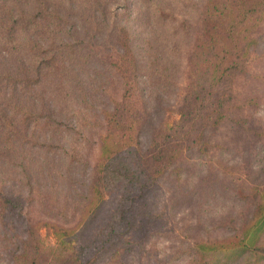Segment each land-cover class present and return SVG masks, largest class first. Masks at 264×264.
<instances>
[{
	"label": "trees",
	"instance_id": "trees-1",
	"mask_svg": "<svg viewBox=\"0 0 264 264\" xmlns=\"http://www.w3.org/2000/svg\"><path fill=\"white\" fill-rule=\"evenodd\" d=\"M166 3L0 0V259L6 264L113 259L124 234L145 215L147 189L173 159L172 133L184 139L197 129L152 125L147 160L128 155L172 80L165 57L150 53V39L149 54L141 55L133 36L164 35ZM200 4L182 114L217 125L231 90L225 77L234 80L264 35V0ZM132 14L136 28L127 23ZM186 19L178 24L187 25ZM94 141L92 160L84 145ZM163 153L165 163L164 157L152 158ZM118 185L117 204L94 225L105 193ZM253 193L252 214L238 230L193 244L197 264H264V183ZM42 227L54 244L42 239Z\"/></svg>",
	"mask_w": 264,
	"mask_h": 264
},
{
	"label": "rangeland",
	"instance_id": "rangeland-1",
	"mask_svg": "<svg viewBox=\"0 0 264 264\" xmlns=\"http://www.w3.org/2000/svg\"><path fill=\"white\" fill-rule=\"evenodd\" d=\"M158 1L167 2L164 35H148L145 31L133 36L138 39L136 45L141 55L149 54L145 38L150 39L154 44L150 53L165 57V64L173 70L172 80L167 93L155 100L152 124L136 133L137 144L128 155L141 163L147 160L146 153L153 151V129L158 124H177V129L193 124L197 129L189 131L184 139L172 133L170 148L176 147L173 159L164 174L148 187L145 215L124 234L115 258L93 264H197L193 244L238 230L252 214L253 190L264 183V35H259V43L250 48L243 70L234 80L230 82L231 76L225 77V86L231 90L223 105L224 119L217 125L208 124L199 116L191 121L182 114V98L193 67L191 58L199 31L201 0ZM132 15L134 18L127 23L136 28V16ZM183 16L188 17L187 25L178 24ZM259 32L264 33V13ZM99 37L94 36L93 41ZM96 135L93 133L92 139ZM84 147L93 160L97 142ZM159 157H164L161 163L168 158L164 153L152 155ZM150 164L148 160L147 165ZM122 189L118 185L105 193L94 225L105 222ZM39 234L46 243H55V237L46 228L42 227ZM0 264H6L5 260L0 259Z\"/></svg>",
	"mask_w": 264,
	"mask_h": 264
}]
</instances>
